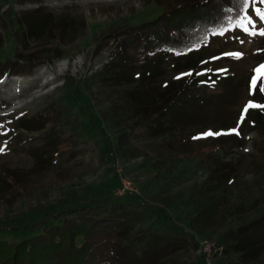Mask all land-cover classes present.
Listing matches in <instances>:
<instances>
[{"label":"rangeland","instance_id":"obj_1","mask_svg":"<svg viewBox=\"0 0 264 264\" xmlns=\"http://www.w3.org/2000/svg\"><path fill=\"white\" fill-rule=\"evenodd\" d=\"M177 1L49 0L36 12L33 2L0 0V61L28 60L62 44V55L37 66L34 77L11 73L0 81V240L34 236L32 226L49 215L116 199L128 184L138 192L124 195L134 199L144 226L183 239L156 264L241 263L219 242L240 217L264 212V14L255 10L247 23L212 36L210 59L197 69L179 71L184 64L171 57L155 77L151 66L129 68L135 77L146 73L144 85L99 74L111 58L99 39L164 16ZM40 18L74 23L63 39L48 30L27 37L28 22ZM174 83L194 89L179 113L194 125L176 124L161 138L141 135L128 93ZM48 112L57 115L58 130L50 134L57 141L26 133L29 142L14 150L15 117ZM207 145L221 148L197 152Z\"/></svg>","mask_w":264,"mask_h":264},{"label":"trees","instance_id":"obj_2","mask_svg":"<svg viewBox=\"0 0 264 264\" xmlns=\"http://www.w3.org/2000/svg\"><path fill=\"white\" fill-rule=\"evenodd\" d=\"M43 1L19 0L21 4ZM40 10L37 8L36 12ZM255 10L264 14V0H179L164 16L108 32L99 39L100 51H108L111 57L99 74H106L109 81L118 84L127 80L130 84L144 85V80L148 79L146 73L141 79L129 68L151 66V75L155 77L162 62L171 57L178 61L176 66L184 64L178 66L179 71L197 69L210 59L205 48L211 37L247 23ZM28 23L27 37L36 40L48 30L63 39L74 21H43L40 18ZM0 31L1 50L4 35L3 29ZM61 46L53 51H40L28 60L0 61V81L9 78L11 73L23 78L34 77L37 66L44 61L51 64L62 55ZM193 90L177 89L174 83L161 91L129 92L130 98L126 102L133 107L134 113L130 116L136 124L134 129L155 139L169 136L170 128L176 124L193 126L192 122L183 123L179 114L185 101L194 94ZM56 118L57 115L51 112L28 118L15 117L11 129L15 134L10 138L14 150L29 142L26 133H38L56 140L50 135L58 130ZM245 143L243 141L240 146ZM218 148L221 147L212 149L207 145L197 152L210 155ZM53 152L54 148L46 150L49 158L44 163L50 162ZM142 214L136 210L134 199L129 195L73 206L32 226L30 230L36 233L34 236L16 242L0 240V264H128L137 259L143 264H156L155 260L166 257L167 251L177 242L182 240L183 244V239L177 237V233L159 234L154 228L145 227ZM238 220L219 246H223L227 255H238L240 264H264V212L249 220L242 217Z\"/></svg>","mask_w":264,"mask_h":264},{"label":"built area","instance_id":"obj_3","mask_svg":"<svg viewBox=\"0 0 264 264\" xmlns=\"http://www.w3.org/2000/svg\"><path fill=\"white\" fill-rule=\"evenodd\" d=\"M49 4V0H45V1H43V2H41V3H34V5H36L37 7H38V9H40L43 5L45 6V5H48ZM128 192H130V193H137L138 191H135L133 188H131L130 186H128V184L127 185H125V187H124V192L122 193V195H124V194H126V193H128ZM223 250V249H222ZM207 262L208 263H212V261H213V255H212V252H211V250H208L207 251Z\"/></svg>","mask_w":264,"mask_h":264}]
</instances>
